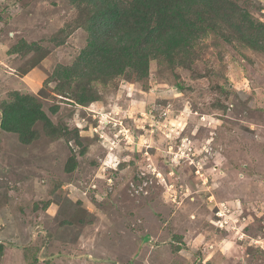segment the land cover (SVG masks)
<instances>
[{"label": "rangeland", "instance_id": "1", "mask_svg": "<svg viewBox=\"0 0 264 264\" xmlns=\"http://www.w3.org/2000/svg\"><path fill=\"white\" fill-rule=\"evenodd\" d=\"M91 1L0 0V122L53 129L0 127V264H264V0L193 4L170 56L108 74Z\"/></svg>", "mask_w": 264, "mask_h": 264}, {"label": "trees", "instance_id": "2", "mask_svg": "<svg viewBox=\"0 0 264 264\" xmlns=\"http://www.w3.org/2000/svg\"><path fill=\"white\" fill-rule=\"evenodd\" d=\"M91 2L97 9V18L90 22L89 43L82 56L97 58L98 69L108 74L122 66H134L135 69V65L144 72L155 53L170 56L180 40H189L188 36L193 32V26L181 17L182 12L193 4L208 0H132L125 8L114 0ZM160 29L163 35L158 39L154 33ZM6 104L0 122L3 131L33 136V128L39 120L52 129L38 106Z\"/></svg>", "mask_w": 264, "mask_h": 264}]
</instances>
